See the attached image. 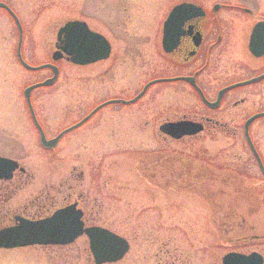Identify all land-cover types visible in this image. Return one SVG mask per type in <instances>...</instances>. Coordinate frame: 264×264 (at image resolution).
Returning a JSON list of instances; mask_svg holds the SVG:
<instances>
[{"label": "rangeland", "instance_id": "rangeland-1", "mask_svg": "<svg viewBox=\"0 0 264 264\" xmlns=\"http://www.w3.org/2000/svg\"><path fill=\"white\" fill-rule=\"evenodd\" d=\"M1 1L11 7L24 26L21 54L27 64L51 62L50 42L57 28L67 20L87 22L111 44V53L105 60L85 66L55 62L59 74L54 85L31 91L37 118L46 136H52L59 124L63 127L77 121L104 97L115 95V89L105 92L102 88L105 68L110 70V79L121 74L123 81L132 79L138 84L144 78L142 65L147 62L142 59H147L151 52L154 58H159V51L153 48L156 44L159 48L161 21L175 0ZM16 42L17 28L0 8V156L15 159L24 168L26 183L22 187H29L27 191L21 188L23 191L14 195L13 202L21 201L34 187L73 184L76 192L85 196L86 213L93 223L102 226L103 222L130 240L133 234L144 235V242L145 237L151 241L150 236L154 235L158 242L162 240L161 222L169 213L175 221L183 219L184 214L189 231L200 230L203 225L207 229L203 234H208L204 241L184 243L190 248L198 243L203 250H194L196 254L192 256L186 250L193 264H210L209 236L211 229L214 234L215 227H210V221L215 209L221 219L217 225L219 262L226 251L224 240L229 236L253 237L264 231V182L241 128L232 135L225 131H203L196 136L166 141L157 128L140 129L146 119L138 117L139 114L147 117L150 114L147 99H142L129 107L109 105L97 110L85 124L64 136L55 149L44 150L38 144V134L22 94L26 86L50 77L51 71L22 67L14 55ZM117 64L120 67L116 71ZM163 101L157 100L155 109ZM59 107L72 109L64 111ZM130 116H135L137 122L126 119ZM130 127L135 130L130 131L129 137L123 131ZM109 129H116L124 141L118 140ZM249 134L264 161V118L254 123ZM152 203L157 206L146 208ZM136 204H141L138 225L133 223ZM149 226L154 229L148 233L150 236L142 232ZM174 228L173 233L177 234L180 228ZM179 241L170 239V249L182 245ZM144 242L134 241L128 259L149 256L157 250V243ZM88 252L86 238L80 237L62 247L0 249V264H93Z\"/></svg>", "mask_w": 264, "mask_h": 264}, {"label": "flooded vegetation", "instance_id": "flooded-vegetation-1", "mask_svg": "<svg viewBox=\"0 0 264 264\" xmlns=\"http://www.w3.org/2000/svg\"><path fill=\"white\" fill-rule=\"evenodd\" d=\"M0 2L3 1L0 0ZM3 3L6 4V2ZM180 4H187L189 8L179 12L174 21L168 22L165 26L167 45L171 47L175 42V45L169 51H165L162 47L163 24L168 20L172 8ZM58 28L55 31L54 39L50 42L53 47L50 58L55 51V46L61 44L56 41ZM23 29L24 26H22V31ZM153 51H159L160 56L154 58L155 55L151 52V54H148L147 59H142L147 63L142 65L144 67L141 74L144 78L138 84H135L132 79L123 81L121 74L118 77H116L117 75L114 76V79H110L108 74L110 70L105 68L102 71L103 90L106 92L110 88L115 89V95L110 98L104 97L105 100H102V102L112 99L130 100L141 93L132 103H109L104 107L107 108L109 105L129 107L142 99H147V110L150 111V114L148 117L143 113L139 114L138 117L146 119L145 122L140 124V129L152 130L157 128L162 133L159 127L168 122L190 121L201 124V130L191 136H196L203 131H225L230 132L232 135L234 131L240 128L244 132V123L247 119L258 113L264 114V0H175L165 11L160 25L159 48L156 44ZM58 61H67V59L65 56H61L53 63ZM118 67H120L119 64L116 66V71L119 69ZM54 83L51 85L53 86ZM159 99H164V101L155 109V103ZM58 109L68 111L72 108L59 107ZM35 115L37 117L36 113ZM93 115L81 125L61 135L52 149L42 147L39 132L34 126L38 134V144L44 150L52 151L64 136L81 127ZM238 115H240L239 120L235 122ZM261 118H264V115L253 119L248 124V131ZM126 119L134 121V123L137 122L135 116ZM126 119L123 120L127 123ZM37 120L40 124V120L38 118ZM77 121L63 127V124H59L58 131L52 136H46L43 125L40 124V126L45 139L52 140L58 136L59 132L73 126ZM116 129L109 130L116 133L119 128ZM134 130L130 127L128 130H124L123 133L130 137L132 135L130 131ZM142 130L141 132H143ZM116 135L118 140L124 141L120 138V133H116ZM162 136L165 138L163 140L166 141L184 138L173 139L164 133H162ZM261 161L264 166L262 158ZM260 174L262 175L261 171ZM24 178L25 171L15 170L10 180H0L2 184L0 185V225L12 221L8 224L12 226L16 223L15 218L21 216L31 221L46 218L58 209L73 205L75 210L81 213L80 220L84 228L102 227V229L104 228L125 239L124 241L128 244V250L120 259L113 262H102V264H193L187 258L189 257L187 251H189L190 256L196 249L203 252L200 247L198 248V243L192 248H190L191 245L188 247L184 245L187 241H204L208 235L206 233L207 229L204 230L203 225L200 230L189 231L190 229L187 228L188 220L184 214H182L183 219L180 218L178 221H175L173 219L174 215L172 216L170 213L165 220H162V232L164 231V233L160 242H158V237L148 234L153 232V226L142 230L145 235L148 234L152 237L151 241L145 237L146 241L144 242V235L140 236L139 234H133V238L130 240L129 237L113 231L103 222L102 226L93 223V218L86 213L87 201L85 196L82 192H76L73 184L58 187H34L35 189L26 193L21 201L13 202L14 195L17 192L23 191V188L26 191L29 189V187H22L26 183ZM262 178L264 182L263 175ZM152 204H149L146 208L157 206V204ZM140 206L141 204H136L133 209L136 214L133 223L137 225L141 219L139 217ZM146 220H148V217ZM220 220L218 211L215 209V213L211 214L210 221V227L215 226L213 228L214 234H212L211 229L212 235L209 236L210 264H221L223 255L227 253L247 255L251 252L258 253L261 257V264H264V231L253 237L242 235L241 237L234 236L230 238L229 236L228 239L224 240L225 246H223L226 251L220 257L219 262L220 240L217 225L219 226ZM205 224H207V220ZM174 227L180 228V230H177V234L173 233L176 230ZM203 231L206 232L203 234ZM80 237L86 238V243L88 242L87 236L82 234L67 244L33 246L62 247L74 243ZM175 237L181 240L179 242L182 245H174L170 249L172 247L170 239H176ZM137 239L144 243H157L158 248L149 256H130L131 258L128 259L129 250L135 246L134 241ZM87 246L88 253H90L88 243ZM201 252L199 253L202 254ZM90 255L93 260L91 253ZM93 264H95L94 260Z\"/></svg>", "mask_w": 264, "mask_h": 264}, {"label": "water", "instance_id": "water-1", "mask_svg": "<svg viewBox=\"0 0 264 264\" xmlns=\"http://www.w3.org/2000/svg\"><path fill=\"white\" fill-rule=\"evenodd\" d=\"M0 7L4 8L10 16L14 19L18 29V41L16 45V56L20 64L28 70H39L42 68H49L51 70V77L45 79V81L37 82L27 86L23 90L25 103L27 104L31 119L38 130L40 135V144L45 148H52L58 138L65 132L81 125L98 109L109 103H132L141 95V93L130 100L112 99L106 100L97 107H95L89 114L78 121L71 127L66 128L62 132H59L58 136L52 140H46L42 129L36 121L32 105L30 102V92L32 89L40 86H48L55 82L59 69L52 63H45L37 66H32L23 61L21 55V43H22V29L20 22L14 12L3 2H0ZM189 5L180 4L172 8L168 20L163 24L164 33L162 37V47L165 51H169L171 47L167 45L166 30L168 22H173L177 14L185 9H188ZM106 38L97 32H93L87 26L84 21L72 20L67 21L62 27L59 28L57 33V41L62 45L57 46V51L53 52L52 60H57L62 53L67 56V59L76 65H86L93 63L94 61L102 60L108 57L110 52V44ZM237 85V84H235ZM264 114H257L251 116L244 123V137L247 145L251 151V154L256 160L259 170L264 176V166L261 163L260 156L256 151L250 135L248 134V124L255 118L263 116ZM201 124L190 121H177L168 122L162 124L159 129L162 133L170 136L173 139H179L182 136H190L198 133L201 130ZM18 168L17 161L0 156V179H11L14 170ZM22 170V168H20ZM81 213L75 210L73 205L56 210L49 217L29 220L21 217H16V223L12 226H4L0 228V248L10 249L25 247L28 245H47V244H67L72 242L76 237L85 234L88 238L89 250L93 256L95 264H102V262H113L120 259L128 250V244L125 239L120 236L109 232L102 227L92 226L83 227V223L80 220ZM221 264H261V257L256 252L244 255L240 253H227L223 255Z\"/></svg>", "mask_w": 264, "mask_h": 264}, {"label": "trees", "instance_id": "trees-1", "mask_svg": "<svg viewBox=\"0 0 264 264\" xmlns=\"http://www.w3.org/2000/svg\"><path fill=\"white\" fill-rule=\"evenodd\" d=\"M1 226V225H0Z\"/></svg>", "mask_w": 264, "mask_h": 264}]
</instances>
